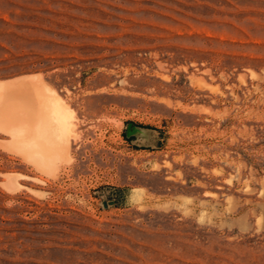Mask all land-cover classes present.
Masks as SVG:
<instances>
[{
	"label": "rangeland",
	"instance_id": "obj_1",
	"mask_svg": "<svg viewBox=\"0 0 264 264\" xmlns=\"http://www.w3.org/2000/svg\"><path fill=\"white\" fill-rule=\"evenodd\" d=\"M22 76L75 112L73 157L0 128V264H264V0H0Z\"/></svg>",
	"mask_w": 264,
	"mask_h": 264
},
{
	"label": "bare ground",
	"instance_id": "obj_2",
	"mask_svg": "<svg viewBox=\"0 0 264 264\" xmlns=\"http://www.w3.org/2000/svg\"><path fill=\"white\" fill-rule=\"evenodd\" d=\"M34 79L37 80L35 76H22L0 82V98L5 97L4 101L0 99V128L11 136L10 147L24 155H34L36 159L33 160L40 164L39 167L43 160H48V165L50 163L54 165L57 159L70 161L73 156H70V138L72 140V137L69 138V136L73 132L71 129L73 120L75 121V112L65 106L56 92L51 90L44 81L38 80L34 84ZM7 97H9L8 100ZM43 101L46 105L48 104V106L44 105V111ZM74 135L80 137L76 132ZM21 139L23 142L19 143ZM74 140L76 141V138ZM45 164L46 162L42 163L43 166ZM13 181L10 182L11 186ZM14 184L16 186L15 182Z\"/></svg>",
	"mask_w": 264,
	"mask_h": 264
},
{
	"label": "water",
	"instance_id": "obj_3",
	"mask_svg": "<svg viewBox=\"0 0 264 264\" xmlns=\"http://www.w3.org/2000/svg\"><path fill=\"white\" fill-rule=\"evenodd\" d=\"M125 136L127 139L131 140L132 143L140 148H154L155 141L158 137V132L155 129L136 125L134 123H129L127 125ZM116 202L112 201L107 203L104 201V207L107 208L108 205H115Z\"/></svg>",
	"mask_w": 264,
	"mask_h": 264
},
{
	"label": "trees",
	"instance_id": "obj_4",
	"mask_svg": "<svg viewBox=\"0 0 264 264\" xmlns=\"http://www.w3.org/2000/svg\"><path fill=\"white\" fill-rule=\"evenodd\" d=\"M126 137V136H125Z\"/></svg>",
	"mask_w": 264,
	"mask_h": 264
}]
</instances>
